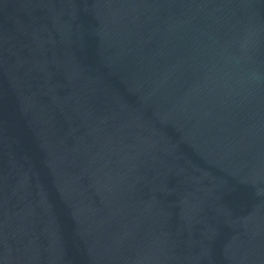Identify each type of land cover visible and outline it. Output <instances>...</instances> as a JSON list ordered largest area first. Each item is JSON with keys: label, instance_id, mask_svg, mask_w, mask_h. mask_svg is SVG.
Returning <instances> with one entry per match:
<instances>
[{"label": "water", "instance_id": "1", "mask_svg": "<svg viewBox=\"0 0 264 264\" xmlns=\"http://www.w3.org/2000/svg\"><path fill=\"white\" fill-rule=\"evenodd\" d=\"M0 264H264V0H0Z\"/></svg>", "mask_w": 264, "mask_h": 264}]
</instances>
